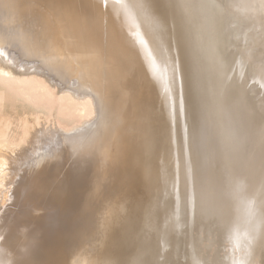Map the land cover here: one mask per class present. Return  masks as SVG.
<instances>
[{"label":"bare ground","instance_id":"6f19581e","mask_svg":"<svg viewBox=\"0 0 264 264\" xmlns=\"http://www.w3.org/2000/svg\"><path fill=\"white\" fill-rule=\"evenodd\" d=\"M51 1L59 0H0V113L21 108L38 126L45 117L63 127L53 144L44 141L45 123L39 130L25 123L0 141V264H12L8 257L30 264L22 250L41 227L28 215L22 237H11L20 192L31 202L58 184L68 195L54 189V198L67 206L40 253L44 263L32 264H88L94 254L92 264H175L169 217L190 218L191 190L221 177L229 227L254 263L264 249V92L256 98L252 85L261 89L264 73L249 72L248 82L234 61L243 51L236 44L241 24L263 35L245 34L261 50L252 62L264 55V0H147L152 7L141 12L132 0H74L85 15L81 26L63 24ZM152 39L183 79L187 127L180 133L171 121V71L158 73ZM158 111L163 121H154ZM6 155L27 170L13 181L7 162L14 157ZM141 159L144 191L127 217L128 182ZM80 211H96L105 226L83 230Z\"/></svg>","mask_w":264,"mask_h":264},{"label":"rangeland","instance_id":"374dc122","mask_svg":"<svg viewBox=\"0 0 264 264\" xmlns=\"http://www.w3.org/2000/svg\"><path fill=\"white\" fill-rule=\"evenodd\" d=\"M65 1H67V2H65ZM132 1H133V3H135L136 12L137 11L141 12L142 10L143 11L149 10L152 7L150 2L147 0H132ZM51 3L58 8V9L56 8L57 9L56 14L58 16L61 15L62 20H63L62 22H65L63 24H66L69 21L68 24L74 23L77 26H81V24L83 23V21H82L83 19H81V18H83L85 15L82 14V12H79L80 7H79V5L76 4V1H74V0H59V1H55V2L51 1ZM57 4H60L62 9ZM101 8L102 9L104 8L103 4H101ZM102 9H101V11H102ZM106 9H107L106 7L103 9L104 12L102 11V15H103V18L108 21V19H110V17L108 16ZM236 22H235V20H231V25L232 24L236 25L237 24ZM242 27L244 28V30ZM240 28L238 30H236V35L238 36L236 44H237V46L240 45V47L243 49V51H241L237 54V56L235 57L234 63L236 65L244 68L245 73L248 75L246 80L249 82L250 81L249 72L254 73L256 71L258 73H261V75L264 73V70L263 71L259 70L261 68V66L264 67V62H263L264 55L259 56L258 60L256 58L255 61L252 62L253 56L256 53H259L261 50L259 48H254L253 43L250 44L247 42V36H246L247 34L246 33H248L251 29L249 30V28H247V27H246L247 28L246 29L245 24H241ZM149 29L152 31L153 35H155V36L157 35L156 31L153 29V26H152V28L149 27ZM125 30L130 31V29H128V28H125ZM131 31L133 33L134 32L137 33L135 30H131ZM251 31L255 34L257 33L258 39L263 37V35L260 32L258 33V30L252 29ZM140 34H141L140 35L141 38H143V39L146 38V35L144 33L140 32ZM245 38H246V42H243V41H245ZM160 43L161 42H159L158 39H152V44L155 47V50L156 51L159 50L162 53L161 54L158 51L156 54V58L158 61V65H157L158 73L161 74V72H163L164 69L168 70V67H169V71H171V82L172 83L169 84L170 85L169 90L172 89V95H173V101H174V105L172 106V113H171L173 118L171 119V121H172V127H173L174 131L176 133H180V132H183L184 130H186V127H187L185 121H183V114H184L183 109H184V105L186 106V103H185L186 100L183 97L184 95L182 92V90L184 89L183 88L184 84H182L183 79H182L179 71L175 67H173V65L170 66V62L168 61L167 56H166L164 50L162 49ZM245 47L249 48L248 52L245 51ZM160 61H162V62H160ZM169 71H166L167 77H169V73H168ZM252 87H254L252 90L253 91L252 93H256L255 94L256 98H258V97L261 98V95L264 92V85L260 89L259 86H256V83H253ZM251 96L253 97L254 95H248L249 98ZM263 98H264V96H263ZM251 104H252V102H251ZM143 109H144L143 111L146 115L148 113H150L149 112L150 109L148 107V104ZM16 111L19 114L13 113L11 111V109L6 107L0 113V133H2V134H0V137H1L0 141L5 139L7 136H10L12 133L13 134L18 133V131H19L18 127L19 126L22 127L25 123L28 126H30L32 129L34 126L35 129L37 128V130H39L40 128H43L42 125H44L43 123H45L43 121H52V120H47V119H45V117H43V120H41L42 122L39 121V123L42 125L38 126V124H35V120L33 121V119H35V117H32L31 115L24 113L23 112L24 110L21 108H17ZM160 112L161 111H158L157 113H155L153 115L155 118L154 121H158V122L163 121V119H164V117H163L164 113L163 112L164 111L161 113V116H160ZM28 117H29L28 121H25L26 118H28ZM23 118H24V121H23ZM53 123L54 122H46L45 123L44 128H46V134L43 135L45 143L48 142L49 144H53V141H55L58 138L57 136H58V133H60L59 131L63 129V127H60L61 126L60 123H57V122H55L54 124ZM33 132H34V130H33ZM34 134H35V132H34ZM35 140H37V138L35 139V137H34L32 144ZM18 154H22V153H18ZM24 156H26V155H23V154L17 155L18 158H16V159H18V160H16V161H22L24 164V161L22 159V157H24ZM5 157L7 158L8 155H6ZM10 157H12V159L14 157V160H11ZM10 157H8V159H10V160L7 159L9 161V162H7L8 163L7 167H10V169H9L10 171L7 170L8 172H10V177L8 178V180L13 181L14 179H16V175H19L20 173H24L27 170H25V165L22 166L21 165L22 163L15 162V157H16L15 155H12ZM31 158H33V156H31ZM12 161L15 162L16 164L13 163ZM145 162L146 161L144 159H141L138 162V168L136 169L135 173L137 172L139 174V176L137 174L136 179L133 177V179H131L128 182L131 195H130V198L127 199L126 204H125V215L127 217H129L133 213L134 209L137 206L136 201L139 197L142 196L141 192L144 191V190H142V189H144V181H143V178L141 176V173L143 171V167L145 165ZM58 164H60V163H58ZM8 165H10V166H8ZM55 165H57V163L52 162V166H55ZM57 166L59 167V165H57ZM13 175H15V176H13ZM12 177H13V180L11 179ZM226 188L227 187H226V182L224 180V177H221L215 181L205 183V186L202 189H200L198 187L193 188L191 190L192 196L194 194H197V195L195 196V198H193L194 206H192L191 210L189 211L190 218H187V217L184 218L181 214H179V215L177 214L178 216L173 214V216L171 215V217H169L172 221V224H173L172 225L173 230L175 229L174 232L172 233V236L174 235L172 237V239H173V244H174L175 248L177 247L176 248V253H177L176 263L177 264H180V263L181 264H187L188 260H190V264H264V249L261 250L262 249L261 248L259 250L258 256L255 259V262L251 263L248 251L244 250L242 244H240L237 241L235 233L231 231V229L229 227L230 224L227 221V218L225 215V209H224V207H225L224 204H225V200H226V196H227V189ZM47 189L48 190L42 191V194H39L37 196L38 197L37 200L32 196L33 198L31 200V202L27 201L26 203H24L23 202L24 200H22L24 196H23V191H21L20 192V198H22V199L19 200L20 205L18 203H17V205L14 204L16 206V207L14 206L15 209L17 211H20V212L17 213V211H16L15 213H17V214H16V216L14 215L15 216L14 220H15V224H16V229H18V231L17 232L15 231L16 233H11V237L13 238V240H14V238L16 240V238H18V237L20 238V236L22 237V235H21L22 232H19V231H21V229H23L22 231L26 230V228L23 226H24V224L26 225L27 222L29 221L28 218H30V217H28V215H31L32 216L31 218L34 217L37 220L36 222H39L38 224H41V227H39V229L35 230L36 236H35L34 241L33 242L29 241L27 246L25 244V247L22 250L24 253H27V252L29 253V255H28L29 259H28V261H26V263L32 264L31 261H35V262L38 261L39 263H44L42 261L43 257L41 254H43L45 252V249H46L48 243L50 244V242H51L50 236H51L52 230L54 229L55 222H57L59 215L61 214L62 209L67 206V204H65V206L64 205L60 206L59 205L60 200L56 202V200L54 198L57 195L52 193V191L55 192L56 189H59L60 191L58 190V192H56V194H58L59 196H61V194H62V196H65L66 194L68 195L67 192L65 193V191H67V189L65 191L62 190V188H60V184H58L57 187H55V188L50 187ZM47 191H48V193H47ZM50 191H51V195H50ZM112 191H113V189H112ZM70 193L72 194L73 192H70ZM59 196H57V197H59ZM49 197L53 198L52 201L49 199ZM3 200H0V210L1 209L3 210V207H2ZM32 201H36L34 203V205H36L35 206L36 208L33 206H30ZM18 206L20 208H18ZM24 206L29 207V208H25ZM23 207H24V209H23ZM35 210H36V212H35ZM33 211H34V213H33ZM103 212H104V208H103V206H100L99 207L100 215H102ZM13 213H14V208H13ZM23 213H25V215ZM89 213L91 216H93L92 218H90L91 216H89L87 212H85V213H83L82 211L76 212V214L79 217H82V219H84L83 226H82L83 230L86 229L87 231L88 230L90 231L92 226H94V223L96 225H99V226H102V224L105 226V224L103 223V219H102L103 216H100L98 213H96V211H94V212L90 211ZM92 214H94V215H92ZM26 216L28 218H26ZM88 216L90 219H88ZM16 217H17V220H16ZM90 222H92V224ZM44 226H45V228H43ZM89 226H91V227H89ZM58 230H60V229H58ZM70 230L71 231L76 230V228L73 229V227L69 226V231ZM10 244H12V243H10ZM63 252L65 254H67L66 250H63ZM94 255L90 258L88 264H92V259H93ZM245 255H246V257H245ZM259 255H260V257H259ZM260 259H262V260H260ZM247 260L249 261V263ZM7 261H9V263H12V264H17V263L23 264V262L25 263V261L21 260V259L18 260L17 262L12 261V259H9V257L7 258ZM19 261L20 262L22 261V262L19 263ZM262 261H263V263H262Z\"/></svg>","mask_w":264,"mask_h":264}]
</instances>
